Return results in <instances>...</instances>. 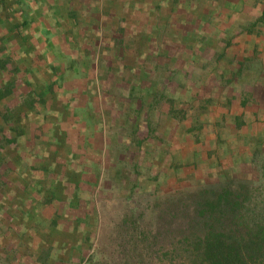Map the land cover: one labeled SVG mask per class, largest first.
Instances as JSON below:
<instances>
[{"label": "rangeland", "instance_id": "1", "mask_svg": "<svg viewBox=\"0 0 264 264\" xmlns=\"http://www.w3.org/2000/svg\"><path fill=\"white\" fill-rule=\"evenodd\" d=\"M49 8L56 16L40 17L56 24L53 69L27 49L39 23L31 33L34 23L17 11L12 31L0 18V63L9 64L0 78L15 84L10 112L0 111V264H174L180 226L202 190L237 192L247 221L263 225L264 0H61ZM102 37L114 42L109 65L91 55ZM75 65L81 87L65 79ZM55 73L76 84L51 90ZM85 91L100 143L123 140L105 160L125 159L94 194L76 189L91 172L93 142L81 132L72 138L68 125L49 138L39 130L71 120L54 104ZM39 176L48 181L37 194Z\"/></svg>", "mask_w": 264, "mask_h": 264}, {"label": "crops", "instance_id": "2", "mask_svg": "<svg viewBox=\"0 0 264 264\" xmlns=\"http://www.w3.org/2000/svg\"><path fill=\"white\" fill-rule=\"evenodd\" d=\"M60 1L61 0H0V7H1L0 8V18L5 17L6 21L9 22L12 20L13 14H16L17 11H18V13L21 12V17H23V19H25V21L26 20L29 22L32 21V23H34V24H31V26H29V27H31V30H30L31 33L35 32V30H37V27H35V24L39 23V29L37 30L36 33L31 35V38H30L31 39V42H30L31 46H29L27 49L33 50L32 51L33 54L38 53L40 56H41V54L47 55V57L49 58V60L47 62L49 69L55 68L56 64L54 62V59L56 57H58V54H57L58 52L56 50V48H58V47H56L54 45L55 40H53L54 30H55L54 27H56V24L53 25V24H51V22L49 24L44 23L42 21L40 15L42 12V14L46 13L48 15H53L52 17L56 16L57 13L51 14V11H53L54 8H49V7H51L52 4L56 5ZM8 5L10 6V8ZM29 5L31 7V10L29 8ZM41 5L44 6L43 9L39 8ZM4 6H7V8H8L7 12L6 11L4 12ZM77 7H79V5L78 6L75 5V8H74L76 10L74 12L75 16L78 15V12L81 13L77 9ZM34 8L40 11V14H37L35 16V19H34V16H31L33 14L32 11L34 10ZM14 11H16V12H14ZM90 15H91V17H93V20H94L95 15L93 13L88 12L86 14V16H90ZM50 19L51 18L49 17L47 21H55L56 20V18H53L51 20ZM70 20H73V17H70ZM27 21H26V23H27ZM52 23H54V22H52ZM12 25H14V24L10 23L12 31H14L17 24H15V26H12ZM83 31H84L83 35H86V34L87 35L88 34L93 35L92 33H94V25H93V29L88 30L87 28H85V29L83 28ZM81 32H82V30L80 29V33ZM104 37L100 38L101 40L99 39L100 41L98 42V44H99L98 49L96 48V46L93 47L94 50L91 51V55L94 54L95 58H97V55L99 56V54L101 53L100 58H101V60H103L102 61L103 65H109L113 62V59H115V57H117V56H115L117 54H115L116 51H115V46L113 44L114 42L112 44H106L105 40L103 39ZM117 37H118V34H117ZM122 42H123V36L120 33L119 39H118L119 49H121L120 45H122ZM94 45H95V43H94ZM83 46H87V45L84 44ZM80 48H81V46H80ZM40 56H36V59H38V60L42 59V57H40ZM118 59H119L118 60L119 63H123L122 60L120 59V57ZM2 64H3V66H2ZM8 65L9 64H7V62H5V61L3 63H0V66L3 69H5L7 72H8V68H7ZM63 68H64V73H65L71 67L65 66ZM75 70L76 71H74L71 75L68 74L67 78H65V79H71V78L77 79L76 80L77 84L80 83L79 86L81 87L82 84H84V83H82L83 77H80L82 75V73H81L82 68H81V66L79 68L78 65H77V67L75 65ZM54 75H55L54 77L51 76L52 78H50L49 88H51V90H55V87L58 89L59 88L60 89L65 88L66 89V88H69L71 84L72 85L76 84V82H74V81L71 84H69V82H68L69 80L60 79V75H58L56 73ZM85 78H87V77H85ZM13 79L14 78H12L11 76L10 77L6 76L4 79L0 78V104H1L0 111H4L6 113H8L10 111L7 110L8 105L6 104V106H5L4 103H7L5 99L8 97V95L12 94V89L15 85ZM120 81H122V80H120ZM118 83H120V82L118 81ZM7 90H9V91L7 92ZM85 93H86L85 98L80 99V100L71 99L70 104L66 103V100H63L62 102H61V100H58L57 102H55V104L53 103L54 106L60 105L63 108H64V106H66L67 107L66 113L69 114L72 119L69 121H63V123L59 124V126H58V123L56 124L55 122H53L52 125L46 124V126H43V127L41 126L39 130H40V132L44 138L45 137L49 138V136H51L52 133L54 132L53 130H55L57 127H58L57 129L59 132L70 131V129H68V130L62 129L66 125H68L69 128H74V130H75V131L73 130L74 135L72 136V138H75L76 134L78 132L80 134V132H81L83 135V139H86V142H88L89 140L91 142H93L92 145H90V143H88L86 145L87 148H89L91 146V148H93V151H92V153L89 152L87 154L88 157L85 158L86 163L91 165L90 168L92 167L90 170L91 172L89 173V175L87 174V172H85L84 176H83L82 183L79 186H77V184H76L75 187L77 186L76 189H78V190H83V191L87 190L86 192L94 194L96 190L104 191L102 182L109 180V177L104 176L106 171L107 172L110 171L108 169L109 166H111V165H116V166L124 165L125 159L123 160L121 158H118L117 160H114V162L109 160V159L105 160V157L109 155L105 152V150L107 151V150H111L112 147L114 148V145L112 144V142H114L115 144L122 145L123 140L118 137L111 142V140L109 138L107 140L105 139L104 144L100 143V141L98 140L99 139L98 135H100V132L103 133L104 131H102V129L98 128V126H97L98 124H97L96 120H93V118H92L95 111H93L92 114L90 115V113H89L90 112L89 106L91 105V103H90L91 100L89 99L90 95L87 93V91H85ZM94 98L95 97H93V99ZM93 99H92V101H94ZM57 116H60V115L57 114ZM55 117H56V114H55ZM91 129H92V131H91ZM88 130L91 131L90 133H92V138H90V135L85 132ZM77 136H78V134H77ZM55 139H56V137H55ZM96 144H97V146H96ZM131 145H132L131 142H128V140H127V143H125L124 146L129 151L131 149ZM123 149H124V147H123ZM14 156H17V157H15L14 162L18 161L19 160L18 157L20 156V154L17 152V154H15ZM39 177H40V179L33 181V184H35V186H36L34 189V192L37 194H39L41 191L44 190L45 184L48 181V180H46V177H42V176H39ZM89 181H90V184L88 183ZM16 190H18V189H16ZM22 191H23L22 189L18 190V192H22Z\"/></svg>", "mask_w": 264, "mask_h": 264}, {"label": "trees", "instance_id": "3", "mask_svg": "<svg viewBox=\"0 0 264 264\" xmlns=\"http://www.w3.org/2000/svg\"><path fill=\"white\" fill-rule=\"evenodd\" d=\"M242 204L229 188L200 191L180 226L174 264H264V224L247 221Z\"/></svg>", "mask_w": 264, "mask_h": 264}]
</instances>
